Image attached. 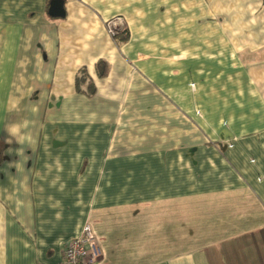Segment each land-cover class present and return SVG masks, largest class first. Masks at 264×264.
Returning <instances> with one entry per match:
<instances>
[{"label": "crops", "instance_id": "crops-1", "mask_svg": "<svg viewBox=\"0 0 264 264\" xmlns=\"http://www.w3.org/2000/svg\"><path fill=\"white\" fill-rule=\"evenodd\" d=\"M50 1L0 0V264H264V0Z\"/></svg>", "mask_w": 264, "mask_h": 264}, {"label": "built area", "instance_id": "built-area-1", "mask_svg": "<svg viewBox=\"0 0 264 264\" xmlns=\"http://www.w3.org/2000/svg\"><path fill=\"white\" fill-rule=\"evenodd\" d=\"M122 19L113 18L107 22V31L112 36L118 34V29H124ZM101 249L95 233L89 223L81 228L80 233L70 239L62 251V258L57 264H97Z\"/></svg>", "mask_w": 264, "mask_h": 264}, {"label": "trees", "instance_id": "trees-1", "mask_svg": "<svg viewBox=\"0 0 264 264\" xmlns=\"http://www.w3.org/2000/svg\"><path fill=\"white\" fill-rule=\"evenodd\" d=\"M63 14H64V11L61 15H58V16H63ZM117 35H115V36H117ZM96 67H97V75L99 77H102L106 74L107 64L104 61H102V60L98 61ZM86 83L89 84V86H87L84 89L83 84H86ZM75 86H76V89L78 92H81V93L89 95V96L94 94V87L91 84L90 77L87 75L86 70H84V69H80L77 72V74L75 76Z\"/></svg>", "mask_w": 264, "mask_h": 264}, {"label": "water", "instance_id": "water-1", "mask_svg": "<svg viewBox=\"0 0 264 264\" xmlns=\"http://www.w3.org/2000/svg\"><path fill=\"white\" fill-rule=\"evenodd\" d=\"M61 0H52L50 1V7L48 10V14L51 16H58L63 13V8L61 7Z\"/></svg>", "mask_w": 264, "mask_h": 264}]
</instances>
